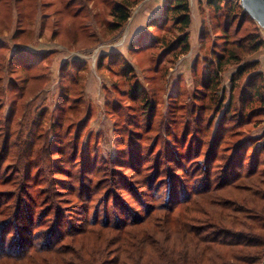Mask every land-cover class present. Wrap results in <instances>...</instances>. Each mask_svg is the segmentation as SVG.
Returning <instances> with one entry per match:
<instances>
[{
  "label": "rangeland",
  "instance_id": "obj_1",
  "mask_svg": "<svg viewBox=\"0 0 264 264\" xmlns=\"http://www.w3.org/2000/svg\"><path fill=\"white\" fill-rule=\"evenodd\" d=\"M165 1L0 0V122L8 120L13 131L10 141L0 139V243L4 241L5 250L9 243L25 245L31 236L54 238L51 230L64 233L96 218L122 217L123 207L142 214L172 198L171 187L177 188L179 199L207 183L218 186L230 179L237 160L241 166L236 170L243 173L235 182L237 189L212 191L217 202L206 209L213 219L193 212L200 221L194 225L199 235L251 238L253 244L257 238L264 240V231L253 222H264V174L246 175L252 166L264 170V100L257 94L251 98L247 91L252 84L264 98V44L255 52L238 50L239 64H256L240 78L236 64L221 71L223 101L216 113L210 92L199 81L214 57L211 49L220 52L228 39L220 29L225 27V10L208 7L206 0H188L189 49L178 54L175 44L171 52L165 50V41L174 40L178 26H149L162 15ZM117 2L130 6V16L113 30L111 9ZM229 29V46L236 48L258 28L238 14ZM17 59H31L29 73L16 67ZM133 85L137 95L131 92ZM231 96L230 111L237 122H228L224 115L218 126ZM142 97L154 106L150 120L141 113ZM58 122L63 127L53 128ZM34 132L47 135V141H31ZM165 229L162 243L176 241L175 249H168L174 257L205 254L206 244L181 247V237L171 226ZM215 250V264H264V253L257 257V248L236 249L244 262L226 249ZM148 254L152 261L157 258Z\"/></svg>",
  "mask_w": 264,
  "mask_h": 264
},
{
  "label": "trees",
  "instance_id": "obj_2",
  "mask_svg": "<svg viewBox=\"0 0 264 264\" xmlns=\"http://www.w3.org/2000/svg\"><path fill=\"white\" fill-rule=\"evenodd\" d=\"M206 5L217 10H225L222 14L223 16H221L225 21V27L220 29L225 36H228V39L223 41V44L225 45L222 47L220 52H216L214 48L211 49V54L214 55V57L209 64L206 65L204 77L199 81L200 86L210 92V97L213 98V101L215 102L214 109L217 113L219 112L223 101L219 96L221 71H223L229 64H236L237 69L235 75L237 74V78H240L241 75L245 73L248 66L251 65L253 68L256 64L254 61L239 64L241 58L238 50L241 51L246 49L248 52H255L263 46L264 40L257 29L247 37L244 43L240 42L241 44H238L236 48L229 46L232 45L231 34L229 32L230 23L238 14L239 17L248 16L242 12L237 3L232 4V1L229 0H206ZM111 15L114 18V21L111 22L112 29L118 30L129 18L130 6L122 2H117L111 9ZM169 22H172L174 26H178V32L174 40L170 42L165 41L166 52H171L174 49H172V47L175 44L176 46H179L178 54L186 53L189 49L188 27L190 24L188 0H166L163 6L162 15L150 21L149 26L161 28ZM206 35L207 34L202 33L203 37ZM18 49L26 52L27 54H37L29 48L19 47ZM15 64L16 67L24 69L26 73H29L28 70L32 67L33 62L31 59L24 61L17 59ZM252 75L259 77L261 73L254 72ZM28 79L29 76L24 80L28 81ZM24 88L25 87H22V89ZM250 88L253 89L247 90L248 96L253 98L254 95L257 94V97L259 96L264 100V98L258 95L256 91L258 87H254L250 84ZM22 89L20 90L21 92L18 88L15 89V91H19V96H23L24 94ZM131 92L133 95H137L139 93L137 85L132 86ZM202 94L205 95L207 93L202 92ZM151 103L152 102L148 101L145 97H142L140 100L142 109L141 113H145L148 120L152 119V111L154 110V106ZM232 104L233 99L231 96L228 100V105L225 106L224 110L221 112V117L217 123L218 126L221 125L224 115L229 118L228 122H237V118L234 117L235 112L230 111L233 106ZM8 119L10 120L11 116ZM7 121L0 122V124L4 125V127L0 130L1 141H10V138L13 135V131L10 129ZM211 121L212 120H210V122ZM56 126L63 127V124L61 122L53 124V128ZM229 127H231V125H229ZM19 133L15 135L16 141L20 138ZM34 133L35 138L31 141H47V135L43 133ZM28 136L31 137L33 134L30 133ZM255 159L256 164L254 165H258V159ZM177 163L180 164L179 162ZM240 166L241 162L239 160L235 161L230 168V179L223 181V183L218 186L211 187V185L207 183L204 187L195 188L190 194L186 192L183 193L179 199H175L176 191L174 190L176 187H171L170 191L173 196L172 198L168 199L165 204L159 203L148 207L142 214H134L129 208L123 207L124 214L122 217L115 216L112 219L105 217L103 220L96 218L91 222H86L81 228L70 226L64 233L59 232L58 234H55L56 231L54 232V230H51L50 234L52 233L51 236H55L54 238L31 236L29 240H25V245L20 243L17 245L9 243L6 250L5 243H3L4 241H1L0 264H143V259L146 260L147 264H195L196 262L215 264V259H212V257L216 248L226 249L229 253H231L230 257L234 256L235 258L233 259H236V261L244 262L241 256L239 257V254H237L238 251L236 250L237 248H243L244 246L250 247L251 249H260L257 250V255L255 254L258 257L259 253H264V240L257 238L254 242L255 244H253V240L251 238L243 239L239 237L236 239L234 236H231L230 238L221 239L205 234L199 235L200 233L198 231V227L194 225V222L198 223L200 221L198 218L191 215L193 212L204 213L208 218L210 217L209 219H213V216L211 217V213L206 209L207 206L211 208V206L216 204L214 202H217L214 200L215 198L211 197V193H213L212 191L216 192L218 189L223 190L224 188L230 189L232 187L233 189H237L235 187L237 185L235 182L243 176V173L236 170L237 168H240ZM253 167L254 166H252L251 170L246 173L247 176L264 174V170H257ZM166 169H169V167ZM155 171L158 170L155 169ZM205 181L209 182V179H206ZM259 192L260 191H253V194H259ZM224 207L225 206L223 205H219L217 208L224 209ZM253 220L255 227L259 229V231H264V222L260 221L259 218H253ZM165 226H171L173 228V232L181 237L179 240L182 241L181 247L190 248L198 247L200 243L206 244L202 247L204 251L202 253H205L206 257L205 254L200 256V253V257L196 259L195 257L187 255L181 257L177 255L174 257V255L168 252V249L173 247L174 250L177 246L176 241L171 242L172 244H166V242L162 243L161 238L167 233ZM251 226L252 225H250L249 230L254 231V227ZM169 234L171 233L169 232ZM228 234H230L229 231L222 232L219 234V237ZM29 235H32V233H29ZM86 236L95 238L94 240L92 238L93 242L88 240L86 243L87 245L80 243L81 241H84L83 238ZM193 239H196V242ZM67 240H69V245L65 243ZM12 245H14V247H12ZM111 252L113 255L111 259H109L108 255ZM148 253H155L157 258H155L154 261H152L153 258L148 259L149 257L146 256L149 255ZM221 263L227 264V261L222 260L219 264Z\"/></svg>",
  "mask_w": 264,
  "mask_h": 264
},
{
  "label": "water",
  "instance_id": "obj_3",
  "mask_svg": "<svg viewBox=\"0 0 264 264\" xmlns=\"http://www.w3.org/2000/svg\"><path fill=\"white\" fill-rule=\"evenodd\" d=\"M238 4L256 25L264 40V0H238Z\"/></svg>",
  "mask_w": 264,
  "mask_h": 264
}]
</instances>
